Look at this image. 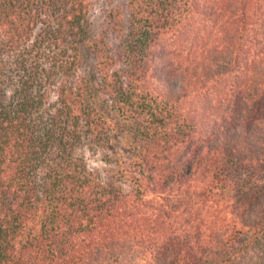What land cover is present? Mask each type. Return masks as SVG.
Returning <instances> with one entry per match:
<instances>
[{"label":"trees","instance_id":"trees-1","mask_svg":"<svg viewBox=\"0 0 264 264\" xmlns=\"http://www.w3.org/2000/svg\"><path fill=\"white\" fill-rule=\"evenodd\" d=\"M95 2L0 0V264H264V0H127L96 81Z\"/></svg>","mask_w":264,"mask_h":264},{"label":"rangeland","instance_id":"rangeland-1","mask_svg":"<svg viewBox=\"0 0 264 264\" xmlns=\"http://www.w3.org/2000/svg\"><path fill=\"white\" fill-rule=\"evenodd\" d=\"M127 0H96L89 12V25H90V42L84 46L83 51L85 52L83 60L82 73L88 76H93L94 80H97V74L94 68L95 55L93 48L87 49L89 44H94L96 41L101 44L104 41L111 50H114L119 43V38L110 28L109 14L111 12L121 11L123 18L126 20V6ZM126 28L124 29V32ZM106 150H91L88 147H81L78 153L82 155L89 169L96 170L99 172L102 182L114 183L126 190L127 186L122 184L119 180L117 167L111 161H107L103 157V153ZM109 151H107L108 153Z\"/></svg>","mask_w":264,"mask_h":264}]
</instances>
